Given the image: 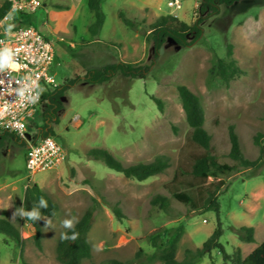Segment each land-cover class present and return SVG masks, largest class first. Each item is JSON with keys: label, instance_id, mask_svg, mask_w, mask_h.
Segmentation results:
<instances>
[{"label": "rangeland", "instance_id": "1", "mask_svg": "<svg viewBox=\"0 0 264 264\" xmlns=\"http://www.w3.org/2000/svg\"><path fill=\"white\" fill-rule=\"evenodd\" d=\"M4 1L0 0V6ZM100 1L106 14L100 39H94L88 30L95 20L89 0H43L37 11L25 16L26 23L54 44L52 74L57 86L83 77L89 66L118 59L150 62L152 46L146 41L150 24L140 22V31L135 32L115 12L114 0ZM167 1L163 13L174 11L191 18L197 0H182L180 10L169 8ZM203 27V37L189 48L165 45L145 79L118 77L103 85H90L82 79L71 88L63 99L60 122L52 136L65 150L64 160L57 167L31 175L26 168L25 146L12 139L2 143L0 218L15 224L25 241L19 247L0 233V264H22V260L26 264H60L56 259L58 240L81 218L93 198L100 201L101 209L88 233L92 255L81 264H99L107 259L163 264L148 261V255L155 251L149 236L168 230L164 233L167 239L179 226L183 233L176 257L183 260L186 250L200 248L216 228L214 208L209 209L206 201L217 187L215 197L224 231L220 242L226 251L233 255L239 249L245 257L264 241V161L253 170L239 169L205 181L194 178L189 173L192 156L203 150L190 141L177 91L178 86L185 85L199 98L205 128L212 136V150L220 162L235 164L228 156L230 125L235 126L245 157L258 159L260 149L255 137L260 134L264 142V0L223 5ZM228 45H232L230 57ZM219 58L234 60L243 73L228 83L220 81L214 75ZM152 96L162 101V108ZM35 132L32 125L29 140ZM96 147L106 148L124 165L167 155L170 166L137 181L89 157L87 151ZM180 167L188 173L179 174L174 187L190 192L194 206L177 201L165 187ZM29 182H36L59 205L54 217L40 219L41 249L33 239L35 228L24 218L17 222L13 215L16 204L23 202ZM155 194L168 198V213L151 204ZM115 206L121 209V219L113 212ZM242 225L254 227V242L239 239L237 229ZM194 264L227 263L219 250L213 249Z\"/></svg>", "mask_w": 264, "mask_h": 264}, {"label": "trees", "instance_id": "2", "mask_svg": "<svg viewBox=\"0 0 264 264\" xmlns=\"http://www.w3.org/2000/svg\"><path fill=\"white\" fill-rule=\"evenodd\" d=\"M242 0H199L196 9L195 19L188 24L175 16L166 15L159 17L155 22L149 25L146 41L152 46V57L149 63L130 62L118 59L114 62L105 63L100 66H89L83 77H76L67 80L62 85L54 89H47L42 92V100L35 117L28 125V136L31 126L36 129L32 141L36 142L40 138H46L55 135L54 126L60 122V112L64 108V97L66 93L82 79L90 85L107 84L115 78L122 77L127 80L145 79L152 71L161 49L168 43L180 48H189L201 40L204 34V22L209 18L220 13L223 5L231 6ZM11 2L4 1L0 6V19L10 10ZM89 7L94 12L95 20L88 26V30L94 39L100 35L105 23L106 14L102 9L100 0H89ZM119 18L122 22L135 32L140 31V22L134 18L128 17L124 11L119 12ZM28 24V23H27ZM227 55H232V45H228ZM243 70L234 60L217 59L214 67V75L220 81L228 83ZM177 91L186 116V122L190 128L189 138L192 143L200 147L203 152L192 156L191 168L189 173L196 179L207 180L209 177L219 175H229L233 172L242 170H253L264 161V142L261 141V135L255 137V144L259 146L260 155L258 159L250 160L243 154L239 137L234 125L228 128L230 150L228 156L235 164L222 163L212 150V136L205 128V113L199 98L185 85L177 87ZM162 108V101L151 97ZM37 119L34 121V119ZM32 124V125H31ZM12 139L14 142L25 146L26 142L21 140L13 133L0 131V147L2 143ZM87 155L95 160L101 161L107 168L122 173L126 178H132L137 181H144L152 176L158 175L170 166V158L167 155H158L150 162H139L132 165H124L106 148L96 147L87 151ZM188 173L184 167H180L172 182L166 184L172 196L179 202L194 206V198L190 192L179 191L175 186L179 174ZM174 187V188H172ZM215 191L209 193L207 201L209 209L214 208L216 214V228L211 236L195 251L186 250L183 260L176 257L178 242L183 233V227L179 226L167 238L164 239L163 232L155 231L150 234L149 239L155 251L148 255V261L159 260L163 264H194L195 260L209 254L213 249H218L222 261L227 264H264V241L260 243L247 256L243 257L239 249L231 255L220 242L224 231L220 221V204L216 199ZM153 206H158L164 213H168V198L163 194H155L151 199ZM101 209V203L93 198L91 204L86 208L81 218L73 225L68 227L64 235L71 237L77 233L76 240H58L56 247V259L60 264H81L92 255L91 245L88 240V233L95 221L96 215ZM59 210V205L49 197L36 182H29L26 187L22 203L15 206L14 214L17 222L23 218L35 228L33 236L35 245L42 248L43 230L40 219L43 217L52 218ZM116 217L121 219L123 214L117 206L113 208ZM0 233L11 238L17 246L22 247L25 239L22 238L18 227L12 222L0 218ZM237 235L241 241L254 242L255 229L252 226L242 225L237 229ZM141 254V251L140 253ZM138 254V256H139ZM22 259V255H21ZM22 264H26L22 260ZM99 264H139L126 263L119 259H107Z\"/></svg>", "mask_w": 264, "mask_h": 264}, {"label": "built area", "instance_id": "3", "mask_svg": "<svg viewBox=\"0 0 264 264\" xmlns=\"http://www.w3.org/2000/svg\"><path fill=\"white\" fill-rule=\"evenodd\" d=\"M10 10L0 19V131L26 142L29 174L47 171L64 160V148L52 137L29 140L28 125L37 113L42 92L57 86L52 67L54 44L25 16L37 11L43 0H9ZM173 10L182 0H168Z\"/></svg>", "mask_w": 264, "mask_h": 264}, {"label": "crops", "instance_id": "4", "mask_svg": "<svg viewBox=\"0 0 264 264\" xmlns=\"http://www.w3.org/2000/svg\"><path fill=\"white\" fill-rule=\"evenodd\" d=\"M164 2L165 0H114V4L116 6L115 12L117 14L119 13V11H124L129 17L134 18L139 22H144L145 24H151L155 22L159 17L166 15L175 16L188 24H191L194 21V9L198 6V0L194 5L191 18L187 15H182L181 17L174 11L163 13L162 11L164 8ZM101 33L99 35V39L101 37Z\"/></svg>", "mask_w": 264, "mask_h": 264}, {"label": "clouds", "instance_id": "5", "mask_svg": "<svg viewBox=\"0 0 264 264\" xmlns=\"http://www.w3.org/2000/svg\"><path fill=\"white\" fill-rule=\"evenodd\" d=\"M13 215H15V214H13ZM77 235H79V233H77V234H75V235H73V236H71V237H68L67 235L61 234V239H62V240H71V241H75Z\"/></svg>", "mask_w": 264, "mask_h": 264}]
</instances>
